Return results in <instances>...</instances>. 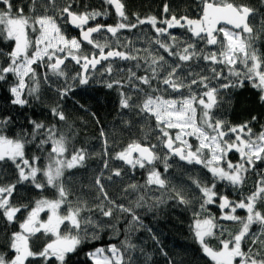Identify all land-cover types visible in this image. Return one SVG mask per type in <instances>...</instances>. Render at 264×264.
I'll use <instances>...</instances> for the list:
<instances>
[{
  "label": "snow or ice",
  "instance_id": "6c2138e0",
  "mask_svg": "<svg viewBox=\"0 0 264 264\" xmlns=\"http://www.w3.org/2000/svg\"><path fill=\"white\" fill-rule=\"evenodd\" d=\"M259 2L193 0L179 14L165 2L159 16L130 17L124 0L98 6L29 0L27 13L14 0H0V85H7L12 105L30 107L44 86L63 100L79 86L103 83L118 93L122 111L139 118L141 131L148 128L111 154L128 173L146 177L123 189L137 193L132 207L117 203L105 186L113 176L122 178L124 169L109 168L113 142L103 126L102 151L92 153L74 143L78 132L59 100L49 106L55 122L29 118L30 129L14 131L13 117L0 115V219L18 229L3 233L0 264H67L70 254L103 233L118 235L122 220L127 224L119 244L86 255L93 264H136L133 254L144 249L132 234L151 229L135 209L152 210L149 191L160 192L155 206L174 200L192 210L194 239L211 264H264V124L255 131L256 115L236 124L223 115L224 97L246 86L264 104V0ZM113 13L114 24L99 22ZM66 62L78 70L70 72ZM122 120L132 126L131 119ZM93 155L104 163L91 186L94 195L86 199L72 191L66 173ZM174 159L200 166L206 178L189 176L190 188L177 186L166 175ZM9 167L14 179L2 178ZM25 186L39 198L23 202ZM50 190L51 198L45 195ZM161 255L168 257L162 248Z\"/></svg>",
  "mask_w": 264,
  "mask_h": 264
},
{
  "label": "trees",
  "instance_id": "16d2710c",
  "mask_svg": "<svg viewBox=\"0 0 264 264\" xmlns=\"http://www.w3.org/2000/svg\"><path fill=\"white\" fill-rule=\"evenodd\" d=\"M100 0H88L90 6H97ZM126 4V11L131 17L132 13H139L142 17L146 15L159 16L162 12V5L168 2L170 8L176 10L179 14L180 10L186 4H191L193 0H124ZM241 2L249 3L253 6L260 7L259 0H241ZM2 7V5H0ZM264 11V8L261 9ZM191 11V9H189ZM116 18L113 16L112 20ZM144 28L151 32V29L145 25ZM135 31V30H134ZM131 36L132 33H124ZM264 50V44L261 45ZM70 72H74L77 67L74 64H68ZM259 93L246 86L243 89L231 93V96L224 97L223 115L232 123H241L244 120H250L253 115L259 117V122L254 125V130L259 131V125L264 124V104L259 102ZM11 97L7 91V85H0V115L10 114L14 119V131H20L21 127L29 128L28 119H36L44 121L45 123H53L54 118L51 116L49 106L54 105L59 97L47 86L42 89V96L40 101H31L30 107L21 108L12 105ZM231 100V104L228 101ZM65 114L69 117V124H72L78 135L75 137L74 143L77 147H85L89 152L99 153L102 151L101 142L99 139L100 126H103L105 131L109 133L110 142H113V147L109 150V168L122 167L124 171L121 177L113 176L111 182L105 181V186L109 195L116 199L117 203H124L127 206L137 198V193L129 191L124 193L123 189L128 183L138 182L143 184L145 176L141 172L135 175L128 173V169L123 165V162L112 160L111 154L119 150L132 139H139L143 132H147V126L144 127L143 132L139 126V118H135L127 113V110H121L119 107V95L114 89L106 88L103 83H92L88 85L79 86L74 93L59 100ZM80 105L84 107L81 108ZM91 113H95L99 118L100 124L97 125L96 120L93 119ZM123 119H131L132 126L125 127ZM62 130H67L66 126L61 122L59 124ZM11 134V133H10ZM235 160V156H233ZM104 157L93 155L85 162V166L71 170L66 173L71 176L70 187L77 196H83L90 199L94 195L92 185L94 184L95 175L102 170ZM174 163V167L166 174L171 178L172 183L177 186H185L190 188L191 181L189 176H199L206 178V170H202L200 166L186 165L182 161H170ZM162 170V165L160 166ZM107 175V171H106ZM6 179H14V174L11 167L4 173ZM255 180L251 177L249 185ZM143 191V190H142ZM37 190L25 186L21 189L20 197L23 202L39 198ZM45 195L50 198L53 197V191H47ZM160 192L149 191L146 200L150 205H154L152 210L147 207L135 209L138 215L141 216L143 223L147 229H140L132 234V242L144 249L143 253H134L136 264H168V260L172 264H211V262L203 255L200 246L196 243L191 225L193 223L192 210L184 205L178 204L174 200H168L167 203L155 206L153 197H158ZM213 212L218 210L213 207ZM131 217H128L130 220ZM127 220H122L119 224V234L112 232H105L100 239L90 241L81 246L76 253L70 254L67 264H93L86 253L93 251L97 247H107L109 244H119L124 239V229ZM7 230H18L17 225H5L0 219V244H2L7 236L3 233ZM153 235L156 239H153ZM159 241V244L157 243ZM213 244L216 242L213 241ZM161 248L168 253V257L161 255ZM148 256L151 259H148Z\"/></svg>",
  "mask_w": 264,
  "mask_h": 264
},
{
  "label": "flooded vegetation",
  "instance_id": "af4514ba",
  "mask_svg": "<svg viewBox=\"0 0 264 264\" xmlns=\"http://www.w3.org/2000/svg\"><path fill=\"white\" fill-rule=\"evenodd\" d=\"M28 3H29V0H14V5L23 6L25 8V13H27V11H28V8H27ZM100 3H101V0L99 1V4ZM13 10L15 11V8ZM113 16L115 17V14L114 13L112 15H110L108 17V19H106V20H104L103 18H101V20L99 22H102V23H105V24H114L115 23V20L114 19L112 20V17ZM70 31H71V35H78V33H77L76 30H70ZM66 63L72 64L71 62H66Z\"/></svg>",
  "mask_w": 264,
  "mask_h": 264
}]
</instances>
